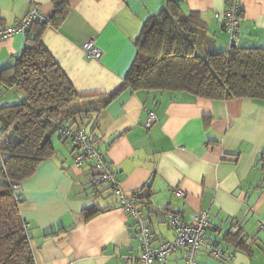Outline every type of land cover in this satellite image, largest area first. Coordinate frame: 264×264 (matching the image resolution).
<instances>
[{
	"label": "crops",
	"instance_id": "obj_1",
	"mask_svg": "<svg viewBox=\"0 0 264 264\" xmlns=\"http://www.w3.org/2000/svg\"><path fill=\"white\" fill-rule=\"evenodd\" d=\"M65 1L66 17L46 26L41 42L80 105L103 103L119 87L134 62L143 24L169 3L178 4L181 14L199 16V52L227 48V34L215 17L224 12V0ZM240 6L236 47L264 48V0H240ZM32 7L46 19L54 17L53 0H0V27ZM26 38L19 33L0 41V107L24 98L6 86L9 73L3 70L19 58ZM89 40L101 51L98 60L81 50ZM144 107L156 114L148 129ZM97 115L93 130L85 131L117 173L120 188L143 208L154 247L173 239L165 211L184 219L207 211L208 239L233 258L221 262L200 251L197 264H264V234L257 229L264 220V103L139 91L121 95ZM50 143L52 157L21 183L19 212L28 225L34 263L140 264L134 224L117 206L118 197L106 184L88 186L93 165L75 167L74 148L56 133ZM176 190L184 197L177 198ZM88 211L96 214L85 219ZM237 236L239 248L230 239ZM166 264L186 263L177 251Z\"/></svg>",
	"mask_w": 264,
	"mask_h": 264
},
{
	"label": "trees",
	"instance_id": "obj_2",
	"mask_svg": "<svg viewBox=\"0 0 264 264\" xmlns=\"http://www.w3.org/2000/svg\"><path fill=\"white\" fill-rule=\"evenodd\" d=\"M53 7L52 19L31 23L24 32L26 46L19 58L3 70L9 73L4 79L6 86L24 98L0 107V264H35L28 225L19 212L21 190L16 192L13 186L21 185L42 161L52 157L53 133L74 148V164L77 149L61 135V128L81 129L90 146L100 152L85 128L91 132L97 114L125 93H190L212 101L251 99L264 103V48L235 46L228 53L227 39L225 52L201 53L199 16L181 14L178 4L169 3L143 24L134 62L119 87L103 103L80 105V97L41 42L44 28L58 25L69 11L65 0H53ZM144 110L154 112L149 107ZM94 214L84 212V217ZM230 239L237 248L242 245L238 236Z\"/></svg>",
	"mask_w": 264,
	"mask_h": 264
},
{
	"label": "built area",
	"instance_id": "obj_3",
	"mask_svg": "<svg viewBox=\"0 0 264 264\" xmlns=\"http://www.w3.org/2000/svg\"><path fill=\"white\" fill-rule=\"evenodd\" d=\"M224 6V12L216 14L215 17L222 23L228 36V53H231V49L236 46L240 32V0H224ZM34 21L40 23L46 21L38 7L28 9L13 24L0 27V41L24 33ZM81 50L91 60H98L101 56V51L92 40L83 43ZM146 112L144 127L148 129L156 122V115L153 111ZM60 133L77 149L74 157L75 167H80L84 163L93 165V175L88 183L89 187L98 188L104 184L108 185L112 193L118 197L117 206L133 221L140 244V264H166L168 257L177 251L182 252L186 264H197L196 255L201 250L208 252L212 258L221 262L233 258V254H227L219 244L206 238V231L209 228V213L207 211L191 213L188 219H184L181 215L171 211H165L163 219L168 229L173 233V239L154 247L152 245V231L146 224V214L143 208L135 196L126 195L120 188L118 175L105 160L104 155L90 146L88 137L81 129L61 128ZM13 189L16 192L20 191L21 185H15ZM175 196L182 198L184 193L181 190H176ZM14 199L17 200V197L14 196ZM257 229L264 234V220L258 221ZM262 251L264 253V245Z\"/></svg>",
	"mask_w": 264,
	"mask_h": 264
},
{
	"label": "water",
	"instance_id": "obj_4",
	"mask_svg": "<svg viewBox=\"0 0 264 264\" xmlns=\"http://www.w3.org/2000/svg\"><path fill=\"white\" fill-rule=\"evenodd\" d=\"M172 1H176V0H172Z\"/></svg>",
	"mask_w": 264,
	"mask_h": 264
}]
</instances>
